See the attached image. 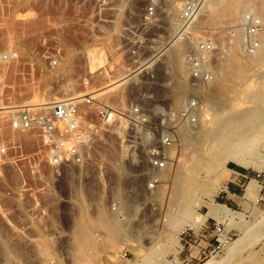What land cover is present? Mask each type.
Returning a JSON list of instances; mask_svg holds the SVG:
<instances>
[{"label":"rangeland","instance_id":"374dc122","mask_svg":"<svg viewBox=\"0 0 264 264\" xmlns=\"http://www.w3.org/2000/svg\"><path fill=\"white\" fill-rule=\"evenodd\" d=\"M254 1L261 5L259 12L264 15V6H262L264 0ZM94 2L95 0H0V81L7 87L4 90L8 101L35 104L47 97H51L49 99L76 97L82 92L91 90L88 83L95 86L104 79V75L94 71L103 63L107 53H112V49L108 46L111 44L109 39L116 30L104 25L96 27L97 8ZM242 8L239 5L234 12L228 13L221 27L217 28L215 41L219 52L214 58V68H216L213 72L214 78L210 81L209 93L202 96L196 126H189L192 131L199 127L197 129L199 135L201 139L204 138L198 151H195L191 144L187 145L180 133L174 136L171 147L172 161L164 173L163 182L154 194L148 196L139 188L142 170L131 168V165L126 164V155L131 150L126 149L121 156L119 148L123 143L119 142L116 135L109 132L102 135L103 140L96 139L91 146L96 165L100 163L104 165L101 171L104 178L110 177V183L103 182L101 186L94 185L91 188L94 193L91 204L87 203L85 198L82 201L77 199V193H83L84 190L81 184L75 183H71L68 203H60L48 192L31 194L25 192L21 200L7 198L0 201V264H264V126L259 129L257 138L253 146L248 148L249 150H239L233 155L227 154L226 160L222 162L223 165L215 172L206 173L205 166L192 171L188 169L191 157L199 156L200 159H205L206 152L211 149L213 153L222 151L213 143L207 148V140L211 135H202L205 130L201 125L209 122L205 117L206 112H209L208 108L217 105L213 107L215 114L223 115L236 104L241 109L250 105L233 98L230 100L229 97L231 94L236 99L240 97L242 92L251 86L253 76L264 69V50L262 51L264 22H262L263 32L260 38L261 51L255 55L244 54L235 32L232 36L223 29L224 26L237 23ZM54 40L65 44V50L58 65L50 68L47 56L51 52ZM182 45L185 50V45ZM5 50L15 53L6 61L1 59V54ZM228 52L230 54H227ZM114 61H116L115 56ZM236 66L240 68V72L234 70ZM184 69L187 76L186 67ZM186 76L184 81L177 84L179 77L167 70L166 76H161L159 79L164 81V84H169V90L165 92H172V96L167 107L174 114L183 103L175 110L172 108V101L174 99L182 101L184 97L189 96L186 93L189 92L191 84ZM261 78L263 79L264 75ZM261 78L260 81L258 80L260 84L264 83ZM32 91L47 96H42L44 98L38 101H28L35 94L34 92L32 94ZM213 95L218 100L211 98ZM224 99L225 101L222 102ZM210 103L214 105L209 107ZM228 105L231 107L229 108ZM153 108L159 109L155 105ZM210 112L212 114V110ZM193 135L191 137L194 138L195 134ZM3 137L5 142L18 140L27 144L31 141V137L27 135L10 134L9 131ZM31 147L32 144H28L25 148L30 150ZM206 149L207 151H204ZM12 153L11 150L7 152L8 156ZM142 158L144 153L141 149L140 152L137 151L136 159L142 161ZM135 160H130V163ZM238 160H248L249 165L242 166L235 162ZM15 162L20 164L22 161ZM117 162H120L127 172L122 176L125 184L123 183L119 190L120 195L116 193L118 196L114 189L115 173L110 168L111 164ZM4 169L8 187L14 193L17 192L16 176L12 172L13 165L7 164ZM234 171H242V174L254 180L256 192L250 199L243 196L248 186L247 180L244 181V178L236 180ZM135 173L139 175L136 176ZM176 173L178 177L173 180ZM184 173L191 176H186ZM49 174L45 168L44 176L48 177ZM129 176L131 178L133 176L131 181ZM27 177L32 185H38V179H35L34 175ZM214 181L221 186L219 189H216ZM232 181L238 184L233 186L241 190L234 201L224 194L226 186L232 184ZM129 188L134 190L136 196L134 200L129 199V202L137 204V209L130 219L121 217L122 220H118L120 224L126 226L127 236L121 237L106 229L113 226L118 214L129 215L127 214L129 207L125 204L128 198L122 197L124 191L128 192ZM189 190L193 192L190 199L186 196ZM205 192L209 195L207 198L202 195ZM32 196L42 199V204L48 212L46 216L38 217L26 211L27 208L32 207ZM177 200L178 202L175 203ZM187 203L188 211H192L197 219H201L202 215L206 214L196 226H189L195 231H200L198 236L192 238L189 246L183 243L179 235L180 230L188 226L186 225L188 223H184L181 219L176 225L179 229L172 227L174 218ZM112 205L115 209L111 208ZM224 209L227 211L225 212ZM95 215L101 216V224H86L85 232L80 233L81 236L77 235L75 230L76 224L81 223L79 218L87 219ZM142 217L144 221L141 220L139 226H136V220ZM109 219L110 222L107 221ZM108 222L112 223V226L108 225ZM214 222L221 225L223 232L230 238L220 251L205 255L201 250L210 241L206 228L210 229ZM132 227L133 229L137 227L139 230L130 232L129 229ZM137 234L141 238L136 237ZM203 234L207 237H201ZM122 238L130 241L124 244ZM148 246L158 251L159 255L148 256L146 248ZM123 252H126L124 257L121 256Z\"/></svg>","mask_w":264,"mask_h":264},{"label":"built area","instance_id":"2783aa9c","mask_svg":"<svg viewBox=\"0 0 264 264\" xmlns=\"http://www.w3.org/2000/svg\"><path fill=\"white\" fill-rule=\"evenodd\" d=\"M216 1L95 0L96 27L104 25L116 30L109 39L112 53H107L104 64L94 71L104 75L102 81L95 86L88 83L91 90L76 97L46 99L35 104L8 101L4 90L7 87L0 81V201L21 200L25 192H48L60 203H68L71 183H75L81 184L82 196L91 204L94 195L91 188L110 183V177L104 178L102 174L104 165H96L91 146L96 139L102 141L101 136L108 132L136 154L142 149V161L136 159L130 163L127 154L126 164L142 170L139 188L143 194H154L172 161L171 147L173 137L179 134L178 127L196 126L202 96L209 93V82L214 78L212 67L219 52L215 41L217 28L201 20ZM223 29L232 36L235 32L244 54L256 53L263 25L249 6L242 8L236 24ZM179 44L185 45L183 61L191 88L174 114L167 107L172 96V92H165L169 84L159 79L167 74L168 53ZM64 45L54 40L47 56L50 68L58 65ZM5 51L8 52L1 54L4 61L15 54ZM115 84L117 87L110 90L109 86ZM97 94L100 95L96 97ZM153 105L160 108L155 110ZM7 131L27 135L31 141L27 144L18 140L5 142L3 136ZM28 144H32L30 150L25 148ZM9 150L13 152L11 156L7 154ZM7 164L14 167L15 193L7 185L4 169ZM45 168L50 173L48 177L44 176ZM27 175H34L38 185H32ZM132 178L129 176L130 181ZM128 191L132 197L135 195L133 189ZM31 199L32 207L26 211L34 216H46L48 212L42 199L36 196ZM111 208L115 209L113 205ZM141 220L144 218L136 220V226ZM208 228L210 241L201 250L205 255L220 251L230 238L216 222ZM129 230L136 232L139 228ZM199 232L186 226L180 230V239L189 246ZM127 241L130 240L123 239L124 244ZM125 255L126 252L121 254Z\"/></svg>","mask_w":264,"mask_h":264},{"label":"bare ground","instance_id":"6f19581e","mask_svg":"<svg viewBox=\"0 0 264 264\" xmlns=\"http://www.w3.org/2000/svg\"><path fill=\"white\" fill-rule=\"evenodd\" d=\"M239 5H241V7H243V8L246 7V6H249L259 16L261 22H264V15L261 12H259V11H261V8H260L261 5L256 4V2L254 0H217L215 3H213V4L210 5V7L208 8L209 9L208 12L204 15V17L202 18L201 22L202 23H207L209 25H212L215 28L221 27L222 21H223L224 17L228 13L234 12ZM262 6H264V4ZM262 44H264V43H262ZM182 46H183L182 44H179V45L173 47V49L170 51V53H168L167 62H166V65H165L166 69L172 75L176 76L177 78L179 77L178 78L179 82L178 81L176 82L177 84H179L180 82L184 81L183 79L186 76V72H185V69H184L185 65H184V62H183L184 48ZM263 50L264 49H262V51ZM260 51H261V46L257 49V51H256L255 54H259ZM7 52L8 51H4L3 53H7ZM263 52H261V53H263ZM227 54H230V53L228 52ZM260 55H262V54H260ZM214 67L215 66L212 67V71L213 72L216 69ZM234 70L235 71L237 70V72H238L240 70V68H237V66H236V69H234ZM242 70L245 71V69H243V68H242ZM263 71H264V69H263ZM263 71H261L258 74L256 73L253 76V81H252L251 86L246 91H243L242 92V95L240 97H238L236 99V98L233 97L232 94L230 95V97H229L230 100L233 98L235 100H239V102H245V103H249L250 104V105L244 107V109H241L238 106V104H236L235 106H233V108H231L228 112L224 113L223 115H222V113H221V115H220V113H219V115H216L214 108L217 107V105H214L213 104L215 106L214 107L210 103L211 105H209V107L213 106L214 108L213 107L208 108L209 109V112H206V116H205V113H204V116L206 117V119L207 118L209 119V122L207 121V122H205L206 124L204 123L203 125H201V127H203L204 130H205V133L202 134V135H208V134L211 135L208 138V140H207L208 141V143L206 145L207 148H208V146H210L211 143H213L216 146V148L217 147L218 148L220 147V149L222 151L220 153H218V151H217V153H216V151H215V153H213L212 152V149H211V151L206 152L207 156H205V159H202V158L200 159L199 156H194V158L191 157V159H190V161L188 163V169H189V171L195 170V168H199V167L205 166L206 173H209L210 171L215 172V170H217L219 167H221L223 165L222 162L224 163V161L226 160L227 154L233 155L234 153L238 152L239 150H245V149H248L249 147H252L253 146V144H254V142H255V140L257 138V135L259 133V129H262L263 126H264V115H263V109H264V83H262V84L258 83L260 81L259 79L261 77H263V75H264ZM262 80H264V78ZM109 85L111 86L112 83H110ZM117 85L115 84L113 87H109L110 90H111V88L115 89L117 87ZM209 85H210V82H209ZM33 92L34 91H32V94H33ZM44 95L35 93V94L32 95V97H30L31 100L29 99L28 101H38L40 99H43L44 97L42 98V96H44ZM99 95L100 94H97L95 96L97 97ZM45 96H47V95H45ZM219 96L220 97H223V95L222 96L219 95ZM219 96L217 95V97H219ZM228 96H229V94H228ZM226 97H225V99H226ZM47 98L49 99L51 97H47ZM211 98L216 99V98H214V95ZM183 99H185V97ZM183 99H182V101L179 100V99L178 100H175L174 99L172 101V103H173V107L172 108H174L176 110L180 106V104L183 103ZM213 99L211 100V102L213 101ZM225 99L222 100V102H224ZM216 100H218V99H216ZM227 100H226V102H227ZM230 100H228V101H230ZM39 102H41V101H39ZM232 102L235 103V101H232ZM207 103L209 104V102H207ZM217 104H219V103H217ZM155 106H156V108H160L157 105H155ZM230 107H231V105L229 106V108ZM210 109L212 110V114L210 112L211 111ZM216 109H218V108H216ZM210 114L212 115L211 117H210ZM198 128L196 127L195 130L192 131V128H190L189 126H186V125L185 126H182L181 125L179 127V133L181 135H183V138L181 137L182 140L187 145L191 144L193 146V149L195 151H198V148H200L202 146L203 139H204V138L201 139V136L199 135V131L197 130ZM249 131H252V132L249 133ZM193 134H195V137L194 138L191 137V135H193ZM126 149H127V147L125 145L122 144L120 146L119 152H120V155L121 156L124 155ZM204 151H207V149L204 150ZM128 156H129L130 160H135L136 159V154H135L134 150L133 151H130L128 153ZM252 160L254 161V159H252ZM255 161H257V160H255ZM235 162H237L240 165L245 166V167H247L249 165V161L248 160H238V161H235ZM110 168H111V170H113V173H115V180H114V184H115V187H114L115 194L117 193L118 195H120V191L119 190H121L123 183L125 184V181H124V179H122L123 178L122 176L125 175V174H127V172H126L125 168L123 167V165L120 162L111 164L110 165ZM177 173L175 174V176H173V180L177 179V177H178V174ZM186 173H187V171H186ZM186 176H191V175H186ZM162 177L164 179L165 176H162ZM253 181L254 180H250L249 181V183L247 184L248 186H247V188L244 191L243 196L246 199H250L252 197V195L256 192V191H254L256 188H255V185H254V182ZM213 183L215 184L216 189H219L221 187L215 181ZM187 184H189L188 181H187ZM189 186H191V185L189 184ZM256 186H258V185H256ZM132 188H133V186H132ZM132 188H129V189H132ZM124 192H125V194L122 197L128 198V202L126 201L125 204L128 205V207H129V212L127 213L129 215L120 216V214H118L117 215V218L115 217V220L116 221H115V223H113V226H112V223L109 224L110 220L113 217L111 219L107 220V221H109L108 222V225H111L112 227H110L109 229H106V231H110L111 233H115V235H118V236H121V237H124V236L126 237L127 236V233L125 231L126 230V226L123 225V224H120V222L118 220H122V218L123 219L124 218L125 219H130L135 214V211L137 209V204H133V203H130L129 202V199H133L134 200L136 198V196L132 197V194L129 191L128 192L127 191H124ZM121 193H123V192L121 191ZM187 193L188 194L186 196L190 199L192 197V193L193 192L191 190H189ZM82 194L83 193H81V192L80 193H77V199L78 200H81V201L84 200V197L82 196ZM117 194H116V196H118ZM176 195H177V193H176ZM202 195L204 197H206V198L209 196L206 192L203 193ZM146 198H147V196H146ZM178 200L175 203H177ZM215 205L213 204V206H215ZM209 206H211V205H209ZM116 208H118V207H116ZM222 208H224V207H222ZM188 209H189V204L187 203L185 205V207H183L179 211V213L177 214V216L174 218V220L172 222V225H173L172 227L173 228L174 227L177 228L176 225H177V223L181 219L184 221V223H188L186 225L191 226V227H194V226L197 225V223L199 221L203 220V217H205V215H206V214H204V215H202V218L201 219H197V217L195 215H193L192 211L189 212L190 210L188 211ZM118 211H120V210H118ZM226 211L227 210H225V212ZM98 214H99V212H98ZM115 214H116V212H115ZM211 216H212V214H211ZM100 218H101L100 215L91 216V217H89L87 219H81V218H79V221L81 223L80 224L79 223L76 224V230H75V232L78 233L77 235L81 236L80 233H84L85 230H86V224H90V225H92V224H95V225L101 224ZM124 223H125V221H124ZM104 224L105 223H103V225ZM116 226H118V228ZM102 227H104V226H102ZM177 229H179V228H177ZM84 236H86V235H84ZM136 237L141 238V236L139 234H137ZM146 248H147L148 256L153 257L154 254L155 255H159V252L158 251H155L154 249H152L151 246H148Z\"/></svg>","mask_w":264,"mask_h":264},{"label":"crops","instance_id":"0c3cea01","mask_svg":"<svg viewBox=\"0 0 264 264\" xmlns=\"http://www.w3.org/2000/svg\"><path fill=\"white\" fill-rule=\"evenodd\" d=\"M236 180H240L242 177V171H234ZM249 177L244 178V181L247 180V182L249 183L250 180H253ZM233 185H237L235 181H232V184H229L226 186V189L224 190V194L225 196H229V199H231L232 201H234L233 199L238 197L239 194L241 193V190L237 189L236 187H234Z\"/></svg>","mask_w":264,"mask_h":264}]
</instances>
